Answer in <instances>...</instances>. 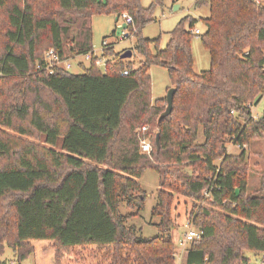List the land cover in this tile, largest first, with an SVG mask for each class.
<instances>
[{"label": "trees", "instance_id": "16d2710c", "mask_svg": "<svg viewBox=\"0 0 264 264\" xmlns=\"http://www.w3.org/2000/svg\"><path fill=\"white\" fill-rule=\"evenodd\" d=\"M165 2L0 0V259L8 248L18 264H176L170 232L182 198L186 221L200 231L185 264H264L257 260L264 195L247 194L246 155L264 140V110L256 119L252 113L264 95V0H197L208 16L184 17L160 48L142 29ZM95 14L131 17L126 31L140 67L102 44L113 60L99 71ZM198 23L204 30L196 35ZM194 37L211 62L199 74ZM49 50L63 60L90 55L91 64L79 63L81 74L49 73ZM150 66L165 68L176 89L172 112L160 122L166 100L151 102ZM143 126L150 156L140 153ZM230 144L241 152L229 155ZM147 170L158 176L152 238L131 224L144 209L139 180Z\"/></svg>", "mask_w": 264, "mask_h": 264}, {"label": "rangeland", "instance_id": "374dc122", "mask_svg": "<svg viewBox=\"0 0 264 264\" xmlns=\"http://www.w3.org/2000/svg\"><path fill=\"white\" fill-rule=\"evenodd\" d=\"M39 4L42 0H36ZM197 0H166L164 7H158L154 11V21L147 24L142 29V36L146 39L154 40L159 38L160 48H164L169 39V32L173 30L176 24L186 16H192L195 19H202L208 16L209 9L207 7H197ZM152 0H140L143 8H148ZM172 3V4H171ZM179 5L175 8L174 5ZM39 6V5H38ZM120 18L113 15H98L92 17V44L93 57L102 61L99 66L101 73L105 70V63L111 62L113 57L103 56L102 44L104 41L109 45H113L112 51L114 55L123 54L126 51H132L135 47V38L125 37L127 31L121 35V32L126 28V25ZM5 29V16L0 12V47L3 45L2 33ZM196 29L204 30L201 23H198ZM200 31V32H201ZM191 52L193 58V70L196 74L210 69V57L208 52L203 48L199 37H194L191 41ZM133 64V68L140 67L142 58L134 54L128 59ZM82 63L84 68H88L91 64L90 60H86L85 56H78L71 60L72 74H81L83 69L79 66ZM148 73L151 79L150 99L154 103L158 99L165 98L167 89L171 87V82L167 70L159 66H150ZM264 110V99H262L257 106H253L252 113L254 117H260ZM9 134V133H8ZM11 135V133H10ZM16 136L15 134H12ZM25 142L36 141L30 138H22ZM40 143V142H37ZM241 150L233 145L227 146V153L229 155H238ZM246 155L250 165L251 173L249 175L247 194H263L264 195V140L252 142L246 148ZM142 190L146 193L144 201V209L138 217H135L131 224L135 225L140 231V236L143 238H152L158 235L155 225L158 223L157 219L151 218V211L157 202L156 192L158 189V176L152 170H147L143 173L139 180ZM178 200V205L174 211L176 217V227L170 232L171 239L176 249H182V243L187 250L189 242L185 241V234L188 232L185 219V208L183 199ZM189 209V206H188ZM126 213L125 208L122 209ZM184 249V250H185ZM247 255L254 261V255L248 252ZM15 255L6 248L4 255L0 260L5 262L13 261ZM257 260L264 262V254L257 257ZM23 264H34L33 259L30 258Z\"/></svg>", "mask_w": 264, "mask_h": 264}, {"label": "built area", "instance_id": "2783aa9c", "mask_svg": "<svg viewBox=\"0 0 264 264\" xmlns=\"http://www.w3.org/2000/svg\"><path fill=\"white\" fill-rule=\"evenodd\" d=\"M121 20L124 22L122 23L123 25L129 26L132 23V19L131 17H129L128 15H122ZM193 34H200V30L198 29H194L192 30ZM123 34V32H121V35ZM107 42L104 41L103 42V47H107ZM45 59H46V65H45V70H47L49 73H53L55 72L56 69H63L66 71H71L72 65H71V60H63L60 59L59 55L56 54L53 50H49L46 55H45ZM85 59L91 60V56L87 55L85 56ZM102 61L99 59H96V66L99 67L101 65ZM128 72L127 71H123L121 73V75L125 76L127 75ZM262 99H264V95L262 96ZM254 119H256L257 117H254ZM148 131V127L147 126H143L142 128L139 129L138 134H139V147H140V153L142 154H146L148 156L151 155L152 153V143L150 138L146 137L145 134ZM186 226L188 227V232L185 234V241L187 242H191L193 240H198L200 238V231L197 228H194L193 226H191L188 222L186 223ZM5 264H18L16 260L13 261H8Z\"/></svg>", "mask_w": 264, "mask_h": 264}, {"label": "water", "instance_id": "95a60500", "mask_svg": "<svg viewBox=\"0 0 264 264\" xmlns=\"http://www.w3.org/2000/svg\"><path fill=\"white\" fill-rule=\"evenodd\" d=\"M175 8H179V5L178 4L175 5ZM131 57H132V51H130V50L126 51L120 55L121 60L130 59ZM175 92H176L175 88H170L167 90V93L165 96L166 108H165L164 112L159 116L158 122H160L161 120H163L164 118L169 116L170 113L172 112L173 97H174ZM154 143H155L156 150L159 151V148H160L159 134H156Z\"/></svg>", "mask_w": 264, "mask_h": 264}, {"label": "crops", "instance_id": "0c3cea01", "mask_svg": "<svg viewBox=\"0 0 264 264\" xmlns=\"http://www.w3.org/2000/svg\"><path fill=\"white\" fill-rule=\"evenodd\" d=\"M172 4V3H171ZM175 6V5H174ZM206 18V17H205ZM121 19V18H120ZM127 28V26H126ZM126 28L124 27V30L122 31L123 33L126 32ZM200 30V29H199ZM201 31V30H200ZM202 32V31H201ZM125 37H128L126 34ZM81 57V56H80ZM83 57V56H82ZM168 90V89H167ZM182 249H176V264H185L186 263V258H187V250L185 249L184 244L182 243ZM185 249V250H184Z\"/></svg>", "mask_w": 264, "mask_h": 264}]
</instances>
